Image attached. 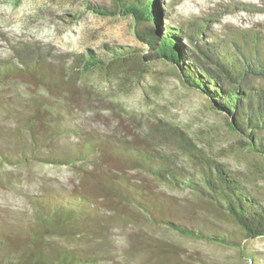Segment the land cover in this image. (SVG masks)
Here are the masks:
<instances>
[{
  "label": "trees",
  "instance_id": "1",
  "mask_svg": "<svg viewBox=\"0 0 264 264\" xmlns=\"http://www.w3.org/2000/svg\"><path fill=\"white\" fill-rule=\"evenodd\" d=\"M113 1L115 11L92 4L89 9L130 17L135 36L148 47L144 59L177 66L185 82L224 115L227 129L259 158L264 171V36L243 33L219 39L203 19L162 25L159 0ZM104 50L70 54L63 63L24 49L20 65L0 66V184L10 183L9 174L22 167L65 165L87 177L99 193L73 186L31 195L33 210L29 221L14 227L16 240L0 224V261L97 264L96 255L77 252L66 242L77 237L103 241L109 224L104 216L110 210L180 236L239 249L243 240L264 237L262 201L178 126L160 120L147 129L169 143L164 149L148 133L117 137L76 124L77 100L90 110V103L102 97L98 86L84 82L88 74L97 72L109 87L113 79L123 83L126 73H134L132 64L137 75L145 72L130 48ZM257 81L263 84L255 85ZM220 212L233 230L220 226Z\"/></svg>",
  "mask_w": 264,
  "mask_h": 264
},
{
  "label": "rangeland",
  "instance_id": "2",
  "mask_svg": "<svg viewBox=\"0 0 264 264\" xmlns=\"http://www.w3.org/2000/svg\"><path fill=\"white\" fill-rule=\"evenodd\" d=\"M159 1L164 11L159 17L162 25L178 26L203 19L208 21V31L219 39L243 33L264 36V0ZM89 4L110 11L118 6L113 0H0V66L20 65L24 49L50 62L67 63L70 54L87 50L103 54L105 46L130 48L143 62L149 50L135 36L132 19L119 13L100 15L89 9ZM131 66L134 73H126L123 83L113 79L109 87L100 82L97 72L87 75L84 82L98 86L102 97L90 103V110L84 109L82 99L77 100L76 124L117 137L145 136L147 129H154L160 120L178 126L205 153L239 175L264 204L260 160L227 129L224 115L212 111L200 93L186 88L160 60L147 61L141 75H137L135 64ZM148 134L155 145L167 149L169 143L158 131ZM9 177L10 183L0 184V224L10 240L17 239L14 227L29 221L31 195L40 190L58 192L77 186L99 194L87 177L65 165H31L14 170ZM105 213L109 224L103 241L77 237L66 242L77 252L96 255L97 264H264V237L243 240V249H239L180 236L119 212ZM218 216L220 226L233 230V224L221 212ZM52 241L64 243L60 238ZM250 254L252 259L247 257Z\"/></svg>",
  "mask_w": 264,
  "mask_h": 264
},
{
  "label": "water",
  "instance_id": "3",
  "mask_svg": "<svg viewBox=\"0 0 264 264\" xmlns=\"http://www.w3.org/2000/svg\"><path fill=\"white\" fill-rule=\"evenodd\" d=\"M139 41V40H138ZM140 43H142L141 41H139ZM143 45H145L144 43H142ZM146 46V45H145ZM143 58V66H145V64H146V62L147 61H149V60H145L144 59V57H142ZM154 59H158V58H154ZM153 60V59H152ZM158 60H160L162 63H164V64H166V65H169L170 66V68H171V71H172V73L173 74H175V76L177 77V79L186 87V88H188V89H192V90H194V91H196V92H198V93H200L197 89H195V88H193V87H191V86H189L186 82H185V80H184V78H183V76L181 75V72H180V69L177 67V66H175V65H173V64H170V63H167V62H165V61H162L161 59H158ZM201 94V93H200ZM202 95V94H201ZM206 100H207V102H208V104H209V107L211 108V110L212 111H214V112H216V113H218V114H222V113H220V111H218L217 109H215V108H213L212 106H211V104H210V102H209V100L204 96V95H202Z\"/></svg>",
  "mask_w": 264,
  "mask_h": 264
}]
</instances>
